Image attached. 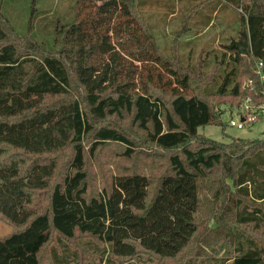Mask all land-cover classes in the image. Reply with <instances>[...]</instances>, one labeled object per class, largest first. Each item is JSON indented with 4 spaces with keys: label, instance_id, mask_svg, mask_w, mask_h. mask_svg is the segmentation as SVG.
Returning a JSON list of instances; mask_svg holds the SVG:
<instances>
[{
    "label": "trees",
    "instance_id": "trees-1",
    "mask_svg": "<svg viewBox=\"0 0 264 264\" xmlns=\"http://www.w3.org/2000/svg\"><path fill=\"white\" fill-rule=\"evenodd\" d=\"M144 2L77 0L74 20L56 23L51 44L30 35L34 0L30 36L0 11V219L15 229L0 238V264H39L53 234V264H82L69 244L76 236L84 251L108 262H181L196 236L200 184L207 181L217 185L235 225L226 232L231 251L211 261L264 264V139L222 143L198 133L223 125V111L210 99L228 98L236 108L247 96L264 102L256 72L261 62L264 75V0H216L242 16L224 45L221 72L216 65L209 73L202 61L187 66L158 50L138 15ZM111 35L112 68L99 71L92 59ZM110 117L129 119L161 153L155 182L137 171L134 136L102 124ZM107 143L122 148L132 171L88 195L86 159ZM196 256L182 264H210Z\"/></svg>",
    "mask_w": 264,
    "mask_h": 264
},
{
    "label": "rangeland",
    "instance_id": "rangeland-1",
    "mask_svg": "<svg viewBox=\"0 0 264 264\" xmlns=\"http://www.w3.org/2000/svg\"><path fill=\"white\" fill-rule=\"evenodd\" d=\"M76 3L77 0H34L33 5V0H0V11L11 21L18 33L26 35L33 5L32 15L35 17L32 18L30 35L39 43L51 44L56 23L68 24L74 20ZM215 3L218 2L216 0H146L139 9L138 15L160 52L170 58L174 56L176 60L187 66L202 61L204 63L202 73H209L216 65L221 72L224 45L229 39L236 37L242 12L229 5L222 9V4ZM212 7H216L215 11L210 12ZM199 11L202 13H198ZM205 17H210V24H203ZM114 45L112 40L104 51L106 53L95 52L92 63H95L99 71H103L109 63L108 69L112 68L109 56L113 54L111 47ZM91 76L93 77L94 74ZM241 81L243 84H250V81L244 78ZM210 103L223 111L222 129L219 126H204L198 128L199 134L222 143H230L231 139L236 138L264 139V118L251 126L238 129L231 127L230 121L237 118L241 105L237 108L232 107L230 100L222 97L210 99ZM102 124L113 126L134 136L137 147L134 159L139 166L137 171L148 175L149 179L155 182L162 173L165 163V159L159 155L161 153L149 144L140 131L130 127L129 119L110 117ZM121 151L119 145L107 143L99 148L94 156L86 159L88 195H96L103 187L107 188L111 176L122 174L127 170L132 171L133 164L122 158ZM65 154L64 151L61 158ZM130 165L132 168H129ZM227 184L231 185L230 181H227ZM200 186L199 208L195 215L196 236L190 249L182 255L184 258L181 262L152 258L147 260L145 256L138 259L111 257L108 262L84 251L80 247V240L83 237L76 236L69 241V244L80 253L82 264H182L191 255L204 258L210 264H217L211 260L222 258L231 251L226 232H230L235 225L225 218L229 214L221 206L222 201L217 198L218 194L215 193L217 185L207 181ZM223 190L228 192L229 187L225 186ZM45 201L46 197H43L41 204L46 205ZM239 228L243 231V227ZM14 230L13 226L0 219V238L11 234ZM251 233L255 235L254 237L258 236L256 232ZM53 246H56L54 234L42 248L39 264H53L50 257V249Z\"/></svg>",
    "mask_w": 264,
    "mask_h": 264
},
{
    "label": "built area",
    "instance_id": "built-area-1",
    "mask_svg": "<svg viewBox=\"0 0 264 264\" xmlns=\"http://www.w3.org/2000/svg\"><path fill=\"white\" fill-rule=\"evenodd\" d=\"M261 67L262 63L258 62L256 65V72L259 74L260 79L264 80V75L261 72ZM247 86V84H244V87ZM240 105L241 107H239V110L237 112V118L230 121L231 127L242 129L246 126H251L254 123H257L264 118V102H254L250 96H247L242 100Z\"/></svg>",
    "mask_w": 264,
    "mask_h": 264
}]
</instances>
